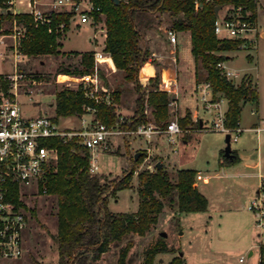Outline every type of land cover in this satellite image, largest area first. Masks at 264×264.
<instances>
[{
	"label": "trees",
	"instance_id": "1",
	"mask_svg": "<svg viewBox=\"0 0 264 264\" xmlns=\"http://www.w3.org/2000/svg\"><path fill=\"white\" fill-rule=\"evenodd\" d=\"M96 7V20L102 19L106 27L105 47L110 52L114 66L125 71V78L134 80L137 88L135 109L133 114L121 122L118 110L120 89L113 91L114 102H96L88 97L81 86H65L56 91L55 120L59 116H82L86 109L84 103L94 105L97 111L95 119L108 125L120 124L122 128H136L143 122L153 120L166 126L171 119L170 100L174 97L170 90L160 87L162 74L157 71L146 79L140 77V69L151 56L152 50L143 42V36L159 12L171 14L172 27L178 31H189L192 53L195 59L196 83L210 81L213 91L225 96L228 103L226 124L238 127L241 111L247 100L258 101L259 90L257 82L253 83L247 75L246 79L234 82L221 73L218 61L226 60L223 52L236 49L244 41L242 37L220 38L215 32L217 17L216 6L243 4L252 10L257 17V0H201L199 7L195 0H91ZM5 0H0L3 5ZM71 11H57L53 14L51 31L49 24L36 25L30 13H0V31L9 32L12 20L17 17L26 26V35L22 40V50L28 55L74 53L80 54L81 66L70 69L64 67L58 72L82 74L89 71L94 64V49L62 51L60 48L64 32L69 27ZM64 21V30L59 23ZM8 24L10 26H8ZM5 26V27H4ZM4 27V28H2ZM103 76V71H101ZM147 107H152V117L147 113ZM197 124L191 116L190 109L179 117L183 127ZM46 143L58 149V161L55 168H50L40 191L57 197V230L54 234L58 261L54 264H96L102 253L107 251L113 242L122 240L130 233L145 234L159 219L165 200L175 207L177 212L201 211L208 206L207 196L196 184V168H176L172 173L165 163L155 165V169L143 168L137 173L139 178V206L134 211H113L108 207L109 193L131 186V179L138 165L146 156L145 149L121 177L109 178L102 172L90 170L89 148L79 143L76 137L63 139L51 136ZM224 155V154H223ZM234 157L225 156L227 161H236ZM7 199L17 205L26 203L20 198L19 185L9 181ZM132 240L120 249L117 264H129L128 252ZM168 244L161 237L154 245L145 251L142 264H155L156 253L168 250ZM183 255H175L168 264H184ZM264 264V260H260Z\"/></svg>",
	"mask_w": 264,
	"mask_h": 264
},
{
	"label": "rangeland",
	"instance_id": "2",
	"mask_svg": "<svg viewBox=\"0 0 264 264\" xmlns=\"http://www.w3.org/2000/svg\"><path fill=\"white\" fill-rule=\"evenodd\" d=\"M259 1L262 5V1ZM24 6L26 7V4ZM226 8L227 6L219 7V12L223 13ZM102 16V19L91 22L92 28L90 22L82 24H76V21L71 22L63 36L59 38V40L61 39V50L69 52L76 49L83 51L104 48V14ZM172 18L171 14L166 12H159L155 15L152 27L147 30V33L149 32L151 40L149 48L156 51L157 55L151 53L152 56L149 59L156 65V72L160 71L163 74L166 69L176 73L178 71L181 78H185L184 75L192 73L194 62L191 38L187 31L177 30L178 42L177 44L171 43L168 30L172 27ZM257 22L259 32L255 44L225 51L231 57L227 60V65L238 69L245 76L248 75L253 83L257 81L259 90L258 101L247 100L243 104L240 119L242 130L239 133L233 132V135H238V139H232L231 146L233 149H238L239 158L233 162H223L221 159L224 157L227 132L197 129L195 122L186 141L185 138H180L177 142H169L163 135L160 137L154 135L114 136L109 147L100 149L98 153L100 172L109 178L121 177L133 162L132 157L137 150L146 148L147 152L131 179V186L121 188L116 193H109L108 207L111 210H137L140 201L137 173L143 168L155 169L157 160H163L172 173L177 167L198 169L199 187L210 195L219 192V183L225 179L223 174L226 167L229 169L231 166L230 170L247 169L264 172V34L262 33L264 30V8L262 7L259 10V19L257 13ZM8 26L10 25L8 24ZM92 34L97 35L94 37L95 41L90 37ZM249 35L255 37L256 32H251ZM145 40H147L146 33L143 36L144 43ZM5 42H7V37H5ZM3 48L4 45L0 43V75L14 70L12 50L2 53ZM80 61L81 57L74 53L24 55L22 61L19 62V69L27 73L28 76L36 77L38 81L33 85L34 93H21L22 112L27 116H36L41 113L54 114L56 91L65 86L76 88L79 85L75 78L79 74L69 73V77L61 75L62 79H67L59 81L57 76L60 72L58 71L64 67L73 69L81 66ZM102 71L105 86L112 93L115 89H120L119 112L125 117L133 114L138 92L134 80L126 79L125 71L117 68L113 63L111 66H103ZM187 79L185 82L188 86L194 83L192 77ZM192 89L185 85L182 88L180 86V92L184 96L194 95L191 103L198 108V112L205 118L206 124H210L213 111L204 107L197 88L193 91ZM226 105L227 101L223 102V106L226 107ZM171 111V118L181 117V114H185L178 105L171 106ZM147 113L152 117L150 107H147ZM86 116L92 117L90 113H87ZM80 117L69 115L59 116L58 119L62 127H77L82 124ZM257 125L259 128L256 127ZM148 147L149 151L151 147L153 148V158L148 157ZM231 180L234 181L236 189L242 190L244 178L234 176L231 177ZM235 188H231L227 192L230 193L231 199L234 198L232 205L236 208L235 214L243 218L251 213L247 208L250 198L247 193L246 196L245 194L236 195L238 190ZM24 200H28L31 210L26 226L31 231L30 243L39 249V254L32 250L36 257L32 264H54L58 261L57 244L54 237L57 230V197L50 193H33L24 195ZM228 215V212L224 213L226 216L224 220L229 218ZM240 230L241 228H238L233 221L229 224L223 222L220 225L214 222L212 227L209 216L205 213L187 211L180 214L175 207L170 205L169 201L165 200L158 221L145 234L130 233L122 240L113 242L111 247L102 253L96 264H117L120 249L129 239L133 243L128 252L129 264H142L146 249L159 241L161 237H164L169 249L156 253L155 264H168L177 254L185 255L184 264H260V260H264V226L256 227L257 237L248 250L234 247L233 250L227 251V246L234 243L240 245L249 238L245 232H240L241 235L234 238L233 234L239 233ZM216 231L222 236L217 238ZM163 232L166 234L163 235ZM212 238L213 243H211ZM26 255L27 253L25 254L23 251V254L17 257L0 256V264H30L25 259ZM38 256L41 258L37 259Z\"/></svg>",
	"mask_w": 264,
	"mask_h": 264
},
{
	"label": "built area",
	"instance_id": "3",
	"mask_svg": "<svg viewBox=\"0 0 264 264\" xmlns=\"http://www.w3.org/2000/svg\"><path fill=\"white\" fill-rule=\"evenodd\" d=\"M200 5L201 0H195V6ZM224 6L227 8L223 13H220L218 9L215 20V32L218 37H242L244 41L239 47L255 44L259 25L257 17L252 15V10L243 4L237 6L228 4L221 7ZM97 9L99 7H96L91 0H5L4 4L0 5V13L6 11L30 13L36 25L49 24L50 31L53 14L57 11H71L69 24L75 21L76 24H82L96 22L94 11ZM64 26V21L59 23L60 29L64 30ZM103 29L106 34V27ZM26 30V24L14 17L11 30L0 31V43H5V37L12 38L10 45L14 59V70L0 75V256L5 257L21 256L24 251L23 230L27 226L31 211L28 200H24V195L47 193L46 188H43L41 192L39 186L45 182L48 170L56 167L59 155L56 146L46 143L47 138L60 136L66 140L76 137L79 143L89 148L90 170L99 172V150L108 148L114 136L159 134L165 136L169 142H176L180 134L191 130V127L180 125L179 117L171 118L166 126L159 125L153 120L143 122L136 128H122L119 123L108 125L94 118L97 107L87 103L83 105L86 112L80 117L82 124L77 127H62L59 119L55 120L52 114L25 115L21 109L20 95L34 93L33 85L38 81L36 77L28 76L19 69V62L24 55H27L22 50V40ZM251 32H256V36H250ZM96 36L94 34L93 38ZM168 36L171 43L177 44V30L170 28ZM112 63L110 52L104 48H96L92 68L75 77L79 83L78 86L84 89L85 95L95 99L96 102H114V95L105 86L101 74L103 66H111ZM217 66L222 74L236 83L247 78L238 69L227 65L225 60L218 61ZM61 75L70 76L69 73L60 72L57 76L59 81L67 79H62ZM177 77L176 72L169 71L162 74L160 82L162 89L170 90L174 94L169 103L174 107L178 105ZM197 91L204 107L212 110L213 116L210 124L202 123L196 128L230 132L231 140H237L238 135H233V132L239 133L241 128L226 124L228 103L226 107L223 106V102L227 101L226 97L220 96L218 92L215 93L210 81L197 84ZM87 113H90L92 117L88 118ZM125 119L126 117L121 114L120 121L123 122ZM9 181L18 183L20 198L27 206L17 205L13 200L7 199L10 191ZM247 208L254 214L257 224L264 226V173L260 174L255 194L248 201Z\"/></svg>",
	"mask_w": 264,
	"mask_h": 264
},
{
	"label": "crops",
	"instance_id": "4",
	"mask_svg": "<svg viewBox=\"0 0 264 264\" xmlns=\"http://www.w3.org/2000/svg\"><path fill=\"white\" fill-rule=\"evenodd\" d=\"M262 1V5L260 3V1L258 2L257 0V4H258V19H259V10L260 8H264V0H261ZM70 25V24H69ZM90 26L92 28V25L90 23ZM189 37L191 38L190 36V32L187 31ZM262 33L264 34V30L262 31ZM106 35V34H104ZM92 40L95 41V38H93V34L92 36H90ZM146 39L148 40H145V43L149 46H151V40H150V34L149 32L146 34ZM61 40V39H60ZM11 42H12V38L11 37H7V42L5 43H2L4 45V48H3V52H6L8 53L9 51H11ZM105 42V41H104ZM78 50V49H76ZM227 56L228 58L225 60L227 62V60H229L231 57L230 54H228V52H225L223 51ZM152 54L154 55H157L156 51H152ZM162 55V54H160ZM78 56H80V54H78ZM152 56V55H151ZM151 56H150V59H151ZM148 60L147 63L145 65H143L140 69V77L142 79H146L148 76L150 75H153L155 74L156 72V65L154 63H152L151 60ZM181 62V60H180ZM149 69H151L149 71ZM181 69H182V62H181ZM169 71L164 70L163 71V74L164 73H167ZM181 72V71H180ZM252 73V72H250ZM177 78H178V83H177V100H178V106L183 109L184 112L187 111V109H190L191 111V116L194 120H196L198 118L197 121V124H195L196 126L198 125H201L202 123H206V120L204 117H202V115L198 112V108H196L192 103H191V100L193 98V94H190L189 96H184L181 92H180V86L182 88L183 85L189 87L190 89L193 90H196L197 86L196 84H199V83H196V78H195V59H194V62H193V68H192V73L191 74H186L184 75V77L181 78V75L180 73L177 71ZM188 76V77H187ZM192 77V80L194 81V83L190 86H188L186 84V80H188L187 78H191ZM257 82V81H256ZM150 111L152 112V107H150ZM181 116H183L181 114ZM194 124H191L190 126H195ZM240 126V123H239V126ZM257 128H259V125L256 126ZM242 130V129H241ZM191 131V130H190ZM190 131H187L183 134H180L178 136V140L180 138H185V141L188 140L189 138V135H190ZM154 136H158L160 137L159 134H156ZM177 140V141H178ZM176 141V142H177ZM146 149V148H145ZM148 151H149V147L147 148ZM152 150L153 148L151 147V150L149 151V156L151 158H153V153H152ZM138 151V150H137ZM136 151V152H137ZM232 151H233V154L237 155V157L239 158V151L238 149H233L232 148ZM233 155V157H234ZM163 156H166V157H169L168 155H163ZM223 162H233V161H227L225 160V154H224V157H222L221 159ZM158 161H161L164 163L163 160H157L156 163ZM230 167L229 166V169L226 167L224 169V177L225 179H223L220 183H219V186H220V189H219V192H221L219 194V192H215V194H209L207 191H204L203 189H201L199 187V183H198V179H197V173H196V184L198 186V188L207 196L208 198V206L205 210H201L200 212L201 213H205V215H208L209 216V219H210V223H211V226L213 227V223H217V224H221L223 222H226L227 224L229 223H232V221L234 222V224H237L238 228L240 227L241 230L239 231V233H235L233 234V237H238L240 236V232H245V234L248 235V239L246 242H243L242 244L240 245H237L236 243L234 244H231L230 246H227L226 249L227 251H230V250H233L234 247H238L240 248L241 250H248L253 242L255 241L256 237H257V232H256V227H263V226H259L256 222V218L254 216V214H247L246 216H244L243 218L242 217H239L238 215L235 214L236 212V208L232 205V200L234 198L231 199V195L230 193H228L227 191H230L231 188H235V184H234V181L231 180V177H234V176H237V177H242L244 178V184H243V188L242 190H240L239 188H235V190H238V192H236V195L239 194V195H243L245 194L246 196V193L247 195L249 196V198H251L254 194H255V191H256V187H257V184L259 182V178H260V174L261 173H264L263 171H260V170H256V171H253V170H247V169H238V170H230ZM177 168H182V167H177ZM100 172V171H99ZM197 172H198V169H197ZM250 211V210H248ZM187 211H182L180 212L181 213H185ZM225 212H228L229 213V218L224 220V218L226 216H224V213ZM228 226V225H227ZM26 228V227H25ZM213 230V229H212ZM261 234V232H260ZM216 236L217 238L222 236L221 233H218L216 231ZM31 238V231L26 228L23 230V246H24V251H25V254L27 253L26 255V260L32 264L33 260H34V257H35V254L32 253V250H35L38 254H39V249L37 247H33L30 243V239ZM235 242V240H233ZM211 243H213V238L211 239ZM225 249V248H223ZM251 253L253 252V249L250 251ZM185 255H183L184 257ZM36 258V257H35ZM41 258L40 256L37 257V259ZM185 259V258H184ZM35 264V263H34Z\"/></svg>",
	"mask_w": 264,
	"mask_h": 264
},
{
	"label": "water",
	"instance_id": "5",
	"mask_svg": "<svg viewBox=\"0 0 264 264\" xmlns=\"http://www.w3.org/2000/svg\"><path fill=\"white\" fill-rule=\"evenodd\" d=\"M116 2H118L119 0H115ZM219 9V6H216V11H218ZM141 151H137L135 153V158H138V156L140 155ZM224 154L226 157H229V158H232L233 157V151H232V146H231V133L230 132H227L226 133V146H225V150H224ZM157 165L158 166H161L162 165V162L161 161H158L157 162ZM163 235L166 234L165 232L162 233Z\"/></svg>",
	"mask_w": 264,
	"mask_h": 264
}]
</instances>
